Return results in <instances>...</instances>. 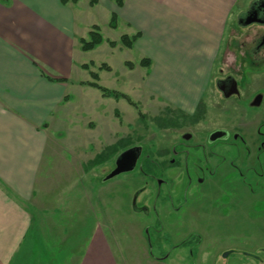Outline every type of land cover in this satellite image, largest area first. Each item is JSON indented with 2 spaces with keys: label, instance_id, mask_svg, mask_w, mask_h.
Listing matches in <instances>:
<instances>
[{
  "label": "rangeland",
  "instance_id": "rangeland-1",
  "mask_svg": "<svg viewBox=\"0 0 264 264\" xmlns=\"http://www.w3.org/2000/svg\"><path fill=\"white\" fill-rule=\"evenodd\" d=\"M251 1L238 0L233 7L218 57L203 79L209 83L195 107H189L191 112L147 86L152 63L148 68L138 65L143 56L137 47L118 46L111 51L104 42L82 57L99 75L101 86L127 95L143 116L121 99L103 104L89 101L77 113L89 121L77 118L74 123L71 119L69 129L62 124L48 131L58 151L80 172L82 201L89 210V236L97 220L96 230L107 239L118 264H264V191L260 190L264 186V150L259 152L264 108H244L256 93L264 95V51L257 60L250 58L251 41L259 32L239 25ZM99 13L96 25L105 40L118 41L122 35L133 34L120 21L115 29L109 28L111 13L105 6ZM195 14L204 22V5ZM196 34L199 38L205 35L199 29ZM186 53L189 51L180 48V56ZM124 62L134 63V69L128 70ZM101 64L111 71H99ZM193 64L180 59L182 84L192 77ZM231 73L241 82V98L224 100L214 81ZM216 129L238 134L246 146L230 140L207 148V133ZM184 134L192 138L183 142ZM181 143L186 161L180 160ZM198 145H204V155ZM135 147H141L142 155L134 169L106 180L116 157ZM207 156L211 173L200 170ZM198 178L204 180L198 182ZM76 222L73 230L77 236L82 231ZM192 238L201 239L199 248L187 243ZM184 242L187 247L181 246ZM74 248H84V243L74 242Z\"/></svg>",
  "mask_w": 264,
  "mask_h": 264
},
{
  "label": "crops",
  "instance_id": "crops-1",
  "mask_svg": "<svg viewBox=\"0 0 264 264\" xmlns=\"http://www.w3.org/2000/svg\"><path fill=\"white\" fill-rule=\"evenodd\" d=\"M237 3L124 0L118 7L99 0L91 7L88 0H0V264H118L97 220L89 236L80 172L48 137L49 129L77 118L89 121L77 116L89 101L112 99L82 84L91 81L82 57L103 43L82 52L79 39L96 25L99 8L140 33L133 47L152 63L147 86L191 112ZM202 5L204 22L195 14ZM180 48L189 53L180 56ZM180 59L194 63L187 84L180 82ZM74 220L82 231L77 236ZM77 241L84 248L75 249Z\"/></svg>",
  "mask_w": 264,
  "mask_h": 264
},
{
  "label": "flooded vegetation",
  "instance_id": "flooded-vegetation-1",
  "mask_svg": "<svg viewBox=\"0 0 264 264\" xmlns=\"http://www.w3.org/2000/svg\"><path fill=\"white\" fill-rule=\"evenodd\" d=\"M239 25L246 27V28L253 27L256 31L259 32L258 34L255 35V37L251 41V48L249 50L250 58L252 60H257L258 56L264 51V0H252L251 2H249L247 4L246 8L242 12V16L239 19ZM235 85H236V89L238 91V94L226 97V95L229 93V91ZM214 87L218 91L219 95H221V97L224 100H229L231 98H236V99L241 98V90H240L241 82L239 79L235 78L232 73L216 78V80L214 81ZM263 102H264V95L262 93L258 92L255 95H253L251 97V99H249L245 102L244 108H245V110L246 109L255 110V109H259L261 107L264 108ZM217 130L226 132V138L210 143L209 142L210 134L213 133L214 131H217ZM259 135L262 136V139H263L264 134H261L259 132ZM191 138H192L191 134H184L181 136L180 139L183 142H187ZM239 139L241 140V137L238 134L231 135L229 133V131H227V130L216 129V130H213V131L207 133L206 140H205V146L207 148H212L215 145L227 144L231 140V142H234V144H236L237 146L240 145L241 147H245L246 144L244 143V141H240ZM182 143L180 145V160H181V158H184V160L186 161L187 152L184 150ZM197 147H199L201 152H202L204 145L203 146L198 145ZM262 150H264V139L261 142L259 152L261 153ZM202 154H203V152H202ZM141 155H142V150H141L140 157H141ZM202 162H203L202 163L203 165H202V168H200V170H202L203 172L208 171L211 173L212 172L211 171L212 166L209 163V156L204 157ZM204 164H205V166H204ZM187 166L188 165L186 164V168H185L186 174H188ZM203 180L204 179H202V178H198V182H202ZM260 190L264 191V186L260 187ZM256 193L257 192L253 191V194H256ZM138 210H141V209H138ZM190 242L191 243L193 242L196 245V247L199 248L201 239L192 238L187 243H190ZM187 243L184 242L183 243L184 245L181 244V246L187 247ZM228 252L232 253L233 250H229Z\"/></svg>",
  "mask_w": 264,
  "mask_h": 264
},
{
  "label": "trees",
  "instance_id": "trees-1",
  "mask_svg": "<svg viewBox=\"0 0 264 264\" xmlns=\"http://www.w3.org/2000/svg\"><path fill=\"white\" fill-rule=\"evenodd\" d=\"M69 1L76 3L78 0H61V3L65 4ZM98 1L99 0H88V3L91 7H93L98 3ZM111 1H113L118 7H121L123 5V2H124V0H111ZM116 25H117V17H116V14L112 13L111 17H110V21L108 23V26L111 29H115ZM139 37H140V33L136 32L135 34H132V35H122V36H120L118 41L105 40L100 33L99 26L93 25V26H91L90 31L88 32L87 38L79 39L80 50L82 52H89V51L94 50L96 47H98L99 45H101L104 42H106L110 48H116V47L120 46L124 49H131ZM150 64H151V61L148 58H142L138 62V65L140 67H145V68H148L150 66ZM124 66L128 70H132V69H134L135 64L132 62H124ZM81 68L88 71L89 76L91 78L90 82H85L82 84H86L87 86H90L91 88L96 89L101 94V96L104 98H112L115 100L121 99V100L126 101V103L128 105H130L132 108H134L137 111L138 116L140 118H143V116L141 115V113L138 109V105L134 101H132L131 98H129L127 95H125L121 92L110 90V89H107V88L101 86L98 83L99 82V75L90 70L89 64H83V65H81ZM98 69H99V71H105V72L111 71V68L107 64H101L98 67Z\"/></svg>",
  "mask_w": 264,
  "mask_h": 264
},
{
  "label": "water",
  "instance_id": "water-1",
  "mask_svg": "<svg viewBox=\"0 0 264 264\" xmlns=\"http://www.w3.org/2000/svg\"><path fill=\"white\" fill-rule=\"evenodd\" d=\"M238 94V91L236 89V85L229 91V93L226 95V97H229L231 95ZM258 104V103H257ZM226 138V132L224 131H214L209 136V142H215L217 140L225 139ZM141 154V147H135L131 149H127L120 153L116 159H115V168L110 172V174L106 177V180L117 176L121 173L130 172L134 169L137 160L139 159Z\"/></svg>",
  "mask_w": 264,
  "mask_h": 264
}]
</instances>
